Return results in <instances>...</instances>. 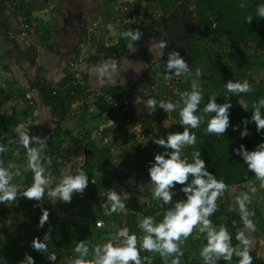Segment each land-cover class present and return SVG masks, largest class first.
<instances>
[{
	"label": "trees",
	"instance_id": "1",
	"mask_svg": "<svg viewBox=\"0 0 264 264\" xmlns=\"http://www.w3.org/2000/svg\"><path fill=\"white\" fill-rule=\"evenodd\" d=\"M140 1L146 4L154 3L160 10L162 17L169 13L180 1L192 6V11L194 12L193 20L195 22V31L193 36L182 45V55L187 64L193 67V71H196L197 69L204 71V75L200 76L199 79L201 78L209 81L207 83H202L199 87L204 99L201 101L196 115H203V108L208 102V98L213 95L215 90L223 92L224 95L226 94L225 85L227 81L231 80L233 75V68L230 66V62L237 61L239 64L238 67L243 65L246 69L264 71V18L256 15L257 6L264 4V0ZM242 3L244 4V7L240 6ZM10 5L11 1H6L0 4V24H4L3 18L7 11H11L13 13ZM113 11L115 12V10ZM249 15L253 16V20L250 24H247L246 17ZM160 22V19H158V27H160ZM137 29H140L143 33V41H147L149 38L153 40L155 45H152V47L155 51H157V63L163 64L164 58L167 53L170 52V48L168 46V48L164 50V55H161L159 49L156 47L158 42L167 43L161 29L158 28L157 32L154 34H150V32L144 33V28L142 26L137 27ZM54 32L55 28L52 30H44L40 26L36 29V36L37 39L44 44L45 41H48V37H51L50 35H52V33L54 34ZM128 39L130 38L123 36L109 45H100L98 51L102 52V55L96 56V59L105 61L115 55L128 53L129 50L126 44ZM202 41H204L203 45L200 44ZM206 43H209L210 45H217L220 52L227 49L229 61L225 64H221L218 59L213 60L207 51L209 49L205 48ZM47 44L48 43H46L44 47H47ZM52 46L53 44L48 46V49H52ZM252 47V53L246 51V49ZM147 48L148 47L144 45L136 54L131 55H142L147 52ZM209 48H211V46H209ZM154 70L155 69H153V71ZM83 76L86 80V74L84 72ZM155 78L157 79L158 76H155ZM193 79H195L193 75H183V82L175 85L174 97L180 99L177 104L181 103V89L184 92L192 90ZM231 81L236 82L235 79ZM250 85L254 91L241 93L239 95L233 94L236 101L231 102L232 107L229 109L230 126L224 136L209 134L206 131V122H202L197 128H189V131L196 136V144L194 146H184L181 152L182 157L187 156L189 162H191V153L197 150L200 151L201 158L205 161L207 170L212 172L217 180L223 181L227 185V189L233 185L243 188L244 184L258 180L256 176L247 169V165L243 161L242 157L236 155L232 151L234 148H238L241 144H243L247 150H253L259 143L264 142V131L258 133L254 122L250 119L252 114V103L260 98H264V76L260 78L258 82H252ZM29 87L34 89V94L36 95L35 97L26 98L24 97L25 95H23L20 97L23 102L22 107L19 106L18 108H14L16 109L15 112H0V144H3L6 148V151L0 153V160H3L4 162L6 153L11 151L14 144L17 142L19 137L17 129L20 130V121L27 116L26 114L28 112L31 114L38 98L43 106L49 109V119L53 124L51 130H49V127L46 125L47 131H44L43 133L46 132L48 135L45 139L42 138L45 140V145L41 151V161L46 170L45 175H50L53 178V184L57 178L61 177L63 167L68 165L71 161V154L74 147L71 146L72 139H75L78 145H81L85 147L86 150H89V159H86V163L81 167L84 172L90 171L97 174L100 178H107L111 175V173L116 175V171L111 162V155L108 146H99L90 137V129L84 128L81 122L78 123L77 121H74L73 129L75 131H73L74 134L70 141L64 137V133H67L64 122L78 116L77 113L79 111L78 108L77 113L71 115L68 104L84 92L83 88L75 82L73 83L68 70H66L64 77L57 83L47 82L38 77L29 83ZM111 89L109 91H111ZM142 95L147 101L150 98H155L159 102V98L149 96L144 93ZM238 100L247 102L249 109L245 111L239 105ZM91 106L93 108V111H91L93 120L106 115V101L103 98H98ZM80 109L82 108L80 107ZM11 110H13V108ZM262 113H264V109H262ZM170 115H172L176 120L181 119L179 109L170 112ZM161 118L162 114L158 116V119ZM243 119L249 120V123L247 124L249 135L245 137H241L240 135V131L244 128V125L242 124ZM233 126H235L236 130L233 129ZM39 129L40 131L43 130V126L41 125ZM39 129H37V131ZM161 136L166 138L167 135L163 134L160 136L158 135L157 137ZM67 142L68 145L65 148L64 145ZM34 145L37 148L40 147V145ZM150 145L152 147L157 146L153 143V139L152 141L150 140ZM138 150H140V148H138ZM142 151L147 152V150ZM164 151L165 149L160 146L158 153ZM52 154L55 156H52ZM91 179L92 177L89 181ZM190 180L191 177H189V182ZM89 181L83 195H77L71 199L70 203H65L60 211L61 213L49 216L48 222L45 223L42 228L38 227L39 218H33L31 222L28 220H24V222L17 220L16 222H13L11 226H8V228H2V226H0V264H20V261L24 259L26 253L33 257L35 264H65L68 260L69 254H72L73 256L77 255L74 252V249L77 243L81 240H83L86 243V246L89 247V256L86 257V259L91 260L93 258V249L99 246L98 243L102 232L99 228H95L93 232H89L87 228H82L80 226L79 228H82V233L77 235L74 234V236L71 235L70 230L79 226V222H75L73 216L76 215L79 216V218L86 220L94 216L100 217L108 224L110 223V218L115 215H119L120 212L118 210L117 212L111 213V215L105 214L106 211H110L111 205L108 209L100 207V205L103 204L101 202L105 199V193L101 194L97 188H94L92 184H89L91 182ZM32 182L33 173L28 168V170L24 173L21 185L23 187H28L32 184ZM181 187V185L177 184L174 188L181 191ZM14 203L16 206L9 205L8 207L0 208V218L2 216L6 217L13 212L17 213L20 209H27L30 205V200L24 198L23 196H18ZM129 205L133 208L139 207V200L132 197L129 199ZM94 210H96V214ZM250 212H254V217L261 216V213L257 210V208H252ZM71 213H73V216ZM238 214L239 213L235 210H229L225 214L226 218L221 221L219 220L218 222H223L224 225L227 224L232 229L231 231H236V228L239 226V224L236 223V220H239L237 217ZM146 216L154 217L157 222L161 221L163 218L162 214L154 216L149 210L141 216H138L141 217L139 219L136 216L129 215L125 221V225L128 228V234L135 235L137 237V242L142 241L139 221ZM211 218L216 219V215L213 214ZM26 224L29 225L28 229L31 230L30 232L22 235L19 234L9 240L3 238V229L6 228L5 230H7L9 234L15 233ZM115 227L118 230L121 227L120 223L117 222ZM45 233L49 234V238L46 240H44ZM91 234H94L92 244H90L89 238ZM34 237L42 241L44 240L48 246V253H40L33 249L31 243ZM183 242L185 243V240H183ZM183 242L180 247V250L183 253L181 258L185 261V264H188L189 261H194L196 259L195 256L189 254V251H192V248L194 249V247L197 249V244L190 242V248L188 250L184 246ZM49 253L55 254V262H51L47 259V255ZM148 256L151 257L152 255H150L149 252H146L145 254L140 253L141 260H146L145 258ZM238 259V257H233L232 264H237ZM182 260H179L180 263ZM158 262L159 264L167 263L162 258H159ZM169 263L171 264V262ZM253 264H264V257L258 256L253 258Z\"/></svg>",
	"mask_w": 264,
	"mask_h": 264
},
{
	"label": "clouds",
	"instance_id": "2",
	"mask_svg": "<svg viewBox=\"0 0 264 264\" xmlns=\"http://www.w3.org/2000/svg\"><path fill=\"white\" fill-rule=\"evenodd\" d=\"M240 6L244 7V4L242 3ZM256 15L264 18V4L257 6ZM252 20V15L246 17L247 24H250ZM122 35L130 38L133 42H138L143 33L140 29H128ZM156 47L160 54L164 55V50L168 48V44L158 42ZM108 68L113 73L117 72L116 61L113 60L110 65H105V68L101 70V75H104ZM165 68L169 73L165 79H171V74L176 76L192 75L187 62L176 50L167 53ZM195 75L197 77L201 75L200 69L196 70ZM225 89V102L217 103L216 96L209 97L203 108L202 116L196 115L204 97L200 92L198 81L195 79L192 82V90L181 94L180 104L170 101L158 102L155 98H150L147 101L146 107L149 109V114L154 112L157 106L166 113L179 109L183 126V131L168 133L166 138L161 136L153 139V143L163 147L165 151L155 154L154 161L150 162L148 168V175L154 186L152 189L154 198L162 200L164 204H172V207L167 209L159 222L151 216H146L139 221V227L145 233L142 239L143 249L147 252H158L165 259L176 255L177 258L173 259L171 264H180L179 256L183 255L180 250V243L186 240L197 228L200 233L206 235L207 240L200 252L204 264H217L221 258L228 264H232L233 256L239 258L237 264H253V257L250 254L251 241L246 236L245 231H239L236 234V240L239 241L241 247L235 248L232 246V237L227 228L220 226L217 229L209 219L217 210L216 201L227 189V185L223 181L217 180L214 174L207 170L200 151L191 153V162L187 156L182 157L181 155L184 146L196 144V136L189 131V128H197L202 122H206V131L209 134L224 136L230 126L229 109L232 107L230 95L254 91L247 80L243 82L229 80ZM238 103L245 111L249 109L247 102L238 100ZM262 109H264V98L254 101L251 105L250 119L254 122L258 133L264 131ZM248 123V119L242 120L244 128L240 131L241 137L249 135ZM233 129L236 130L235 126ZM17 132L19 143L27 149L28 168L33 173V182L26 188L14 184L13 179L21 175L19 167L13 163H9L5 167L3 160H0V202L14 203L18 196L39 202L46 195L51 197L53 201L60 200L70 203L74 193L83 194L88 186V176L83 169L78 170L74 175H63L59 182L53 186V178L50 175H45L46 170L41 161V151L45 145V140L39 136L30 137L28 127L24 131L17 129ZM33 144L40 145V147H33ZM4 151L6 148L0 144V153ZM232 151L242 157L247 169L256 176L261 182V187L264 188V142L259 143L253 150H247L241 144ZM189 177H191L190 182ZM177 184L182 186L181 191L186 198L177 200L173 204L172 190ZM46 189L48 190L47 193ZM108 191L107 200L110 202L111 208L105 214L111 215V213L124 208V204L115 190ZM236 202L239 207V218L243 222L244 228L249 232L254 231L255 226L250 218L254 216V212H250L247 207L251 202L250 196L247 192H242L237 197ZM48 219L49 212L42 208L38 227L42 228ZM120 235L123 237L122 241L113 243L109 240L102 247H95L91 260L86 259L89 255V248L86 243L83 240L79 241L74 249L77 255L69 258L65 264H141L140 253L137 249V237L127 234L126 230L122 231ZM48 238L49 234L45 233L44 240ZM44 240L34 237L31 246L37 252L48 253V246ZM47 259L55 262L56 256L49 253ZM20 264H35V261L31 255L26 253Z\"/></svg>",
	"mask_w": 264,
	"mask_h": 264
},
{
	"label": "rangeland",
	"instance_id": "3",
	"mask_svg": "<svg viewBox=\"0 0 264 264\" xmlns=\"http://www.w3.org/2000/svg\"><path fill=\"white\" fill-rule=\"evenodd\" d=\"M9 1H11V0H9ZM20 1L25 6H28V3H29V6H31L32 2H33V0H20ZM34 3L38 7L36 6V8L32 9L33 16L31 15V13H29V10H28V16H29V19H30L32 25H34L36 27V29L39 28L41 25V27L44 30H46V26H48V27L53 26L54 27L56 24H59L60 19H61V24H62V22L64 23L65 21L71 22L70 18L72 16L82 15L83 21H84L82 23L88 29V31L86 30L87 32L85 34H82V35H81V33H74V34L71 33L70 42L75 43L76 45H81L82 44L81 42H84V40H86V36L88 34L94 33V31H96V30H99V32H98V34H99L100 32L103 33L104 31H109L111 29V27L112 28L115 27L112 22H113L114 18H116V17L130 16L131 17L130 22H131V20H135V19H136V21L141 20L140 26H142L143 28H144V26H146V28L148 29V32H152V33L153 32L156 33L158 28H160V27H158V19H160V21L162 19L161 12L154 3L146 4L140 0H34ZM187 7H188V9H192V6L188 5ZM112 9L113 10L115 9V12ZM60 11H62V12H60ZM112 17H113V19H112ZM136 21H135V24L137 25L138 23ZM44 24H45V26H44ZM49 24H50V26H49ZM127 26H130V25L128 23H126L122 27L121 32H123L125 29L126 30L130 29V27L128 28ZM58 27H59V25H58ZM63 27L64 26H61V28H63ZM121 36H122V34L117 35L118 38H120ZM48 39H50V37H48ZM35 42H36V45L38 48H40L42 46V43L39 42L37 39ZM45 42H47V41H45ZM200 44L203 45L204 41H202ZM143 46L144 45L143 44L141 45V43L138 44V47L140 49ZM209 46H211V48H209ZM205 48L209 49L207 51L209 52V54L211 55V58L213 60L218 59L221 64H225L229 61V57L227 56V53H228L227 49H224L222 52H220V49L218 48L217 45H214V44L210 45L209 43H206ZM246 51L249 53H252L253 47L246 49ZM151 60H152L151 56H150V60L148 58L144 59V61H143L144 63H142V65H143L142 68H146L149 65V63L151 62ZM238 65L239 64L237 61L230 62V66L233 68V75L231 77V80L235 79L236 82H243V81L247 80L249 82V84H251L252 82H258L260 80V78H262L264 76V71H262V70L246 69L245 66L242 65L241 67H238ZM188 67H189L192 75L195 77V80L198 81L199 87L201 86L202 83L209 82L208 80H205V79H201V78L199 79L200 76L204 75V71H201V75L199 77H197L195 75L196 71L192 70L193 67L190 66L189 64H188ZM154 68H155V66L150 70L149 74L153 71ZM181 76H182V82H183V75H181ZM148 78L150 79L149 75H148ZM15 88H16V86H14V90H15ZM23 88H24V85H22L21 87H19L17 89V90H19V94L22 96L25 94V93H22L24 91ZM160 88H162L163 90H166L163 86H161ZM20 89H23V90H20ZM144 90H146V87L143 86L142 91H144ZM171 91L172 90H170V92ZM180 91H181V93L184 92L182 89ZM12 93H13V88L11 86L9 88H5V87L0 88V112H10V111L15 112L16 109H14V108H16V107H15L14 103L12 104V102H13V96H12L13 94ZM212 96H216V102L217 103H224L225 102V97H224L223 92H219L218 90H215L213 92ZM178 100H180V99H178ZM230 100H231V102L236 101V99H234L233 95H230ZM36 104L37 105L40 104V101L38 98H37ZM11 107H13V110H11L12 109ZM159 111H161L162 113L165 114V116H164L165 120L162 121L161 126L157 129L156 132L153 133L152 137H151V135H150V137H148L149 140L156 138L158 135L159 136L163 135V134L167 135L168 133L183 131L181 119L176 120L172 115H170V112L166 113L163 109H161V108H159V106H157L155 112L159 113ZM35 114H34V111L32 110L31 114L28 112L26 114L27 116L24 117L23 119H21L20 126H19L20 131H24L28 127V134L30 137L31 136H39V137L45 139L47 137L48 133L45 132L46 133L45 134L43 132L47 131V129H46L47 127H49V130H51V127H53V124L51 123V120L48 119V117H46V114H48V112L43 114L39 118H35V116H36ZM134 120L139 125V121L136 119H134ZM39 121H41V122L44 121V124L41 123L43 126V130H41V131L38 127H37L39 129L38 131L35 128L36 127L35 125L37 123H39ZM174 121H175V123H174ZM46 125H47V127H46ZM68 126L66 127V124H65L66 130H68L67 135L70 132L72 134H74L73 133L74 121L68 122ZM164 130H166L167 132ZM119 132H121V130H119ZM119 132H117V135H120ZM64 137L67 138L66 133L64 134ZM72 137H73V135L72 136L68 135L67 139H69V141H70V139ZM71 142H72L71 146L72 147L74 146L72 153L76 154L77 153L76 152L77 151L76 146L78 145V143H77V141H75V139H72ZM129 142L131 143L130 140H129ZM129 142L126 144L124 141H122L120 136H117L116 144H115L117 147L116 148L117 154L115 156H116V159L118 158V160L123 156V154H125V156H127L128 152L132 151V156L134 157V164L133 163L131 164L127 158H126V160L128 163H126L125 160H121L122 163L125 165L123 167L124 168L126 167L128 170L126 172H128V173L130 172L129 174H130L131 178L129 180L122 181V180L116 178L112 174L110 177L100 178L97 174L92 173L90 171L85 172L87 174L88 178L92 177L94 179L93 182H90L89 181L90 178H89L88 179V181L90 182L89 184H92L94 186V188H97V190H99L101 194L103 192L105 193V195H104L105 199L103 201L101 200L102 201L101 203H103L100 205L101 208L108 209L110 206V202L107 200V196L109 194L108 190H115L117 192V194L119 195L121 201H122L123 196L127 195V193H135L137 195L143 194L144 197H141V198L137 197V200H139V202H141L143 199L149 200L150 198L154 197L153 195L148 196V195L144 194V191L150 189V188L146 189V188H148V187H146V185L151 183L150 177L148 175V168L150 167V162L154 161V155L157 154L159 152V150L157 153H152V150H147V152H144L142 150H138V148L137 149L136 148L131 149V147H130L131 145ZM32 146L34 147L35 145L33 144ZM157 147H155V148H157ZM135 150H137L136 153H134ZM85 151H86V149H85ZM88 151L89 150H87L86 152H88ZM82 153L83 152L81 151V156L83 155ZM91 154H92V152H91ZM83 157L81 159L80 164H82ZM9 163H13L19 167L21 175L15 177L13 179V183L17 184V185H21L22 179L24 177V173L28 170V156H27V149H25L23 147V145H21L19 143V137H18L17 142L14 144L13 148L11 149V151L7 152L6 157L4 158V166L6 167ZM80 164H78V163L68 164L65 167H63L61 177L63 175H67V174H72V175L76 174L78 172V170L81 169ZM61 177L57 178L54 181V184L58 183ZM103 186H105V188H103ZM242 192H247L251 198V202L247 205L249 211H251L252 208H257V210L260 211L262 218L264 217V188L261 187V182L259 180H257L254 182L252 181L250 183L248 182L247 184H244L243 188H239L237 185H233L230 187L229 190L226 189L223 192V194L216 201L217 210L213 213L216 215V221L217 222L219 220L221 221V220L225 219L226 218L225 214L229 210H235L239 213V207H238V204L236 201H237V197H239ZM77 195H80V193H74L72 198L77 196ZM127 200H128V198L125 196L124 201L122 202L124 204V208L121 209L122 211L120 210L121 222H118V223H120V225H122L121 229L126 227V225H125L126 220L125 219H127V217H129V215H130L129 207L126 208ZM38 204H39V206H37ZM64 204H65V202H62L60 200L53 201L51 197H47V196H45L39 202L34 201V200H30V205L28 206L27 209H20L17 213L13 212L12 214H10L6 217L2 216L0 218V226H2V228H4V227L8 228V226H11L12 223L16 222L17 220L21 221V222H24V220H26V221L28 220L29 222H31L33 218L34 219L40 218L42 208L47 209V211L49 212V216L57 215V214L61 213L60 211L62 210V207ZM9 205H15L16 206V204L12 203V202H6V203L0 202V208L8 207ZM94 212L96 214V210H94ZM91 213H93V212H91ZM71 215L73 216V213H71ZM73 217H74L75 222H79L78 223L79 226H77L78 228L76 227L78 230L75 227L70 230V234L73 236H74V234L77 235L79 233H82V228H87L89 232H93V230H95V227L93 226L94 221L100 219V217H95V216L91 217L90 219H87V220L79 218V216H76V215H74ZM237 217L239 218V214L237 215ZM260 217H256V216L250 217L253 221L254 226H255L254 231L249 232L248 230H246L244 228L243 223H241L242 221H239L240 218H239V220H236V223L239 224V226L236 229H239V230L234 231L236 234L239 231H245L246 236L251 241V252H250V254L252 255L253 258H256L258 256H260V257L264 256V248H263L264 243L261 244V241H260L261 239H263V238H260V236L264 233V231H263V229L258 227V225H261L264 228V224H263V221L259 220ZM139 218H141V217H138V219ZM218 223H223V222H218ZM257 223H258V225H256ZM115 225H116V223H115ZM28 226H29L28 224L23 225V227L18 229V231H16L15 233H10V234L7 230H5L6 229L5 228V229H3L2 236L4 239L9 240L10 238L18 236L19 234H21V235L26 234V233L31 231L28 229ZM80 226L82 228H79ZM225 227L227 228L228 231L232 230L227 224L225 225ZM99 229L101 230L102 235H100L98 245L101 247L106 242H108L109 240H111L113 243H116L117 241L123 240V237H120V236L117 237L115 235V233L117 232V229H116V227H113L112 225H110V223H108V224L104 223V226L99 227ZM140 232H141V236L143 239V236L145 235V233L143 232L142 229L140 230ZM191 235L185 240V242L186 243L194 242L195 244H197V249L194 247V250L192 248V251H189L190 253L189 252L188 253L191 254L192 256H195V258H202L200 255V252H201L202 247H204L206 244L199 242V241H195ZM89 238H90V244H92L94 234H91V236ZM200 241H202V240L200 239ZM232 245L235 248L241 247L239 241H237V240H233ZM149 253H150V255H152L151 256L152 260H151L150 264H159V262H158L159 258L164 259V261L167 262L166 264H170L169 262H171L173 259L177 258L176 255H172V256L167 257V259H165L158 252H149ZM181 256H179V260L182 259ZM233 257H235V256H233ZM146 264H149V262H147Z\"/></svg>",
	"mask_w": 264,
	"mask_h": 264
},
{
	"label": "crops",
	"instance_id": "4",
	"mask_svg": "<svg viewBox=\"0 0 264 264\" xmlns=\"http://www.w3.org/2000/svg\"><path fill=\"white\" fill-rule=\"evenodd\" d=\"M36 6L37 5L34 3V0L31 6H29L28 3V6L26 7V9L28 8L27 12L29 10V13H31V15L33 16L32 9L36 8ZM3 19H4V24H0V88L3 87L9 88L10 86L13 88L12 104L14 103L15 107L17 108L19 106L22 107L23 105V102L20 99L22 95H20L19 90H17L19 87L24 85L23 88L24 91L22 93H25L24 95L26 98H31L35 96L34 94L35 91L34 89L29 87V83L34 81L38 77L44 79L47 82L57 83L64 77L66 73L67 70L66 62L70 57L72 58L75 55L80 58L79 61L80 68L86 74V80L88 81L91 87L102 90H106V89L108 90L109 88L110 89L112 88L110 92L115 93L117 96L127 97L128 105L126 109L129 115L139 121V126L142 128L144 132L147 133L148 137H150V135L152 137L153 133L156 132L157 129L161 126L162 121L165 120L164 118L165 114L162 113L161 111H159V113L154 111L151 114H149L148 112L149 109H147L146 107L147 100L142 95L143 94L142 87L145 85L147 79H149L148 75L152 77L153 75L156 74V64L158 61V58L156 56L157 51H155V49L152 47V45L155 44L153 43V40H151L150 38L147 41H143V39L141 38L140 41H138L137 43H134L131 39H128L126 41L129 50L128 53L115 55L109 58L108 60L100 61L99 59H96V56L102 55V52L98 51L99 45H105V44L109 45L117 41L119 39L117 35L123 34L126 31V29L123 32H121V29H119L118 27H113V28L111 27L109 31H104L103 33L100 32L99 34H98L99 30H96L94 31V33L88 34L86 36V40H84V42H81L82 43L81 45H76L75 43L70 42L71 33L73 34L81 33L82 35L85 34L88 31V29L82 23L84 22L83 16L75 15L70 18L71 22L65 21L64 23L62 22L61 24V19H60L59 24H56L54 27L50 26V24L49 26L51 28L46 26V30L49 29L52 30L53 28H55V32L54 34L52 33V35H50L51 37L50 39H48L47 42H45L44 44L43 42H41L43 45L40 48H38L35 42L37 36L31 39H26L18 35V27L11 11H7ZM134 21H136V19ZM137 23H138L137 25L135 23H132L130 26L127 27L128 28L130 27V29L135 30L137 29V27H140L141 24L140 21ZM61 26L64 27L61 28ZM147 32L148 29L146 28V26H144V33ZM151 33L152 32H150V34ZM121 37H123V35ZM46 43H48L47 44L48 46L53 44L52 49L49 50L48 46L44 47ZM140 43L141 45L143 44L148 47L147 52L139 56H133L140 50V48L138 47V44ZM133 48H135L134 51L132 50ZM150 56L152 57L151 62L146 68H142L143 66L142 63H144L143 62L144 59L148 58L150 60ZM113 60H115L117 63L118 71L113 73L111 69L108 68L105 74L101 75V70L105 68V65H110ZM154 66H155L154 68L155 70L153 71V73L151 72L149 74L150 70ZM14 86H16L15 88L16 91L14 90ZM33 111L34 114L36 113L35 118H39L47 112L49 114V109L45 108L41 102L39 105L36 104L33 107ZM91 111H93L92 106L86 109L79 108V111L77 113L78 116H75V118L69 121L66 120L64 124H66L67 127L68 122L77 121L78 123L81 122L84 128L90 129L91 131L90 137L99 146H108L110 150L111 162L116 171V175L113 173L111 174L122 181L129 180L131 178L129 174L130 172L129 173L126 172L128 170L126 167L125 168L123 167L125 165L122 163L121 160H125V162L128 163L126 160L127 158L131 164L132 163L134 164V157L132 156V151L128 152L127 156H125V154H123L122 157L120 156L121 158L119 160L118 158L116 159L115 156L117 154L116 151L117 147L115 145L117 136H120L122 141H124L126 144L129 142L128 138L123 134V132H119L120 130L119 125L113 122L108 117L107 114L103 115L98 119L93 120ZM48 114H46V117H48L49 119L50 114L49 115ZM161 114H162V118L158 119V116ZM41 123L44 124V121L42 122L39 121V123L35 125L36 130L42 125ZM117 132H119L120 135H117ZM66 136L68 138L67 133ZM106 139H107V143H106ZM130 145H131L130 146L131 149L135 148L131 143ZM159 147L160 146L156 148V152H158V150L160 149ZM76 150H77L76 154L74 153L71 154V161L69 164H75V163L80 164L81 159L84 156L82 160V164H80L81 165L80 168H81L82 165L86 163V159H89V154L88 152H86L87 150L85 151V147L81 145H77ZM81 151L83 152L82 156H81ZM136 151L137 150H135V152ZM146 187H148L146 189L149 188L150 189L145 190L144 194L148 196H152L153 195L152 189L154 187L152 182L150 184H147ZM103 188H105V186H103ZM80 196H82V194H80ZM125 196L128 198L126 208L128 207L130 208L129 205L130 198L144 197L143 194L137 195L135 193H127V195ZM125 196H123L121 202L124 201ZM120 216L121 213H119V215H115L114 217H111L110 225L115 227V223L121 222ZM259 220L263 221L264 224V217L262 218V215L259 218ZM256 225H258V223ZM258 227L263 229L264 231V228L261 225H258ZM120 229L121 227L115 233L117 237H119L118 234ZM260 238H263L260 240L261 244L264 243V233L260 236ZM181 244L182 243H180V247L182 246ZM184 246L186 247V249L189 250L190 248L189 243L185 242ZM234 258L237 257L235 256ZM217 264H228V262L224 261L221 258L217 262Z\"/></svg>",
	"mask_w": 264,
	"mask_h": 264
},
{
	"label": "built area",
	"instance_id": "5",
	"mask_svg": "<svg viewBox=\"0 0 264 264\" xmlns=\"http://www.w3.org/2000/svg\"><path fill=\"white\" fill-rule=\"evenodd\" d=\"M12 11H13V16L16 21L17 27H18V35L23 38H28L31 39L36 36V27L32 25L28 12L25 6L20 0H11V5H10ZM131 17L129 16H121V17H116L113 20V25L115 27H118L119 29H122V27L128 23L131 25L132 23H135L134 20H131ZM141 23V20H139ZM137 21V22H139ZM139 23V24H140ZM12 34V33H11ZM80 58L78 56H73L72 58L68 59L67 61V70L68 73L70 74L71 79L73 80V83L75 82L78 84L81 88H83V93L82 95L76 97L71 103L69 102V107H70V113L71 115H74L77 113L78 108H88L92 104H94L95 100L98 98H103L106 101V114L108 117L115 122L116 124L119 125V128L121 132L131 141V144L136 147L140 148V150H152V153L156 152V148H153L150 145V140L148 138V135L146 132L142 130V128L138 125V123L134 120L132 116L129 115L127 111V105H128V100L126 96H117L115 93L110 92L109 90H102L98 88L91 87L88 85L87 81L85 80L83 76V71L80 68L79 65ZM167 62V55L164 58V63L163 64H156V74L153 75V78L150 77L144 85L146 87V90L142 91L144 94L153 96L156 98H159V101H173L174 103L178 102V98L174 97V87L176 84L182 82V76H176L175 74H171V79H165L166 75H169L167 73L165 64ZM155 76H158L156 79ZM163 86L166 90H163L160 88ZM160 88V89H159ZM168 88V89H167ZM170 90H172L170 92ZM69 136H72L73 134L70 132L68 134ZM107 143V139H106ZM68 145V142L65 143L64 147L66 148ZM36 147V146H34ZM52 156H55L52 154ZM91 182L93 181L92 179L90 180ZM55 184H53L54 186ZM230 187H228V190ZM46 189V193H47ZM173 191V204L177 200H183L185 199V194L182 191H178L175 188L172 190ZM172 207V204H164L162 200H158L154 197L150 198L149 200L143 199L141 202H139V207H130L129 212L131 216H140L150 210V212L154 216H159V215H164V213ZM211 219L213 226L216 227L217 229L220 226L225 225L223 223H218L216 219ZM104 221L103 219H98L94 221V227L99 228L104 226ZM231 234L232 240L236 239V233L234 231L229 230L228 231ZM119 235V234H118ZM192 238L195 241L202 242L204 244L207 243L206 240V235L203 233L199 232V229H195L192 233ZM200 239L202 241H200ZM233 246V245H232ZM137 249L141 254H145L147 251H145L142 247V241L137 242ZM74 257L72 254L68 255V259ZM152 257H147L146 260H141V264H146L147 262L150 261L151 263ZM182 260V259H181ZM193 260V259H191ZM185 261H181L180 264H185ZM204 264L203 258H196L194 261H189L188 264Z\"/></svg>",
	"mask_w": 264,
	"mask_h": 264
},
{
	"label": "water",
	"instance_id": "6",
	"mask_svg": "<svg viewBox=\"0 0 264 264\" xmlns=\"http://www.w3.org/2000/svg\"><path fill=\"white\" fill-rule=\"evenodd\" d=\"M6 0H0V4ZM188 5L182 1L166 15H164L160 22V29L168 43L170 51L176 50L182 55V45L193 36L195 31L194 12L188 9ZM128 234V228L124 227L119 230V236L122 231ZM122 237V236H121Z\"/></svg>",
	"mask_w": 264,
	"mask_h": 264
},
{
	"label": "flooded vegetation",
	"instance_id": "7",
	"mask_svg": "<svg viewBox=\"0 0 264 264\" xmlns=\"http://www.w3.org/2000/svg\"><path fill=\"white\" fill-rule=\"evenodd\" d=\"M9 1V0H8ZM155 32H153V34H154Z\"/></svg>",
	"mask_w": 264,
	"mask_h": 264
}]
</instances>
